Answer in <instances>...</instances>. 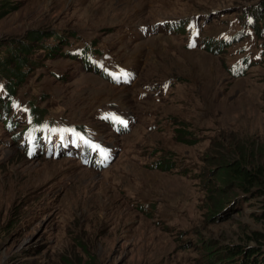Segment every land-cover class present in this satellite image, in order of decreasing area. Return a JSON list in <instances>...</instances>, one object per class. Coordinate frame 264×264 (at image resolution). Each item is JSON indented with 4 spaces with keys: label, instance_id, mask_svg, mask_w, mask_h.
I'll list each match as a JSON object with an SVG mask.
<instances>
[{
    "label": "rangeland",
    "instance_id": "1",
    "mask_svg": "<svg viewBox=\"0 0 264 264\" xmlns=\"http://www.w3.org/2000/svg\"><path fill=\"white\" fill-rule=\"evenodd\" d=\"M262 2L0 0V44H20L22 57L36 64L18 89L21 101L37 102L47 116L65 110L100 131L93 114L106 103L135 116L121 136L100 134L117 148L100 169L65 157L28 159L17 142L4 146L9 138L0 124V264L253 262L249 251L264 247V192L231 195L221 166L234 164L240 151L255 167L264 160V64L232 78L222 56L186 49L183 35L156 30L137 36V27L201 13L228 31L233 12L214 11ZM39 33L48 36V53L35 45ZM86 43L107 45L123 65H134L132 84H111L68 55ZM168 79L167 92L155 94ZM59 160L66 167L44 182L46 188L7 193L17 174L32 179L45 163ZM154 160L158 165L149 167ZM218 192L228 200L212 212ZM140 201L150 210L139 211ZM254 234L260 242H253Z\"/></svg>",
    "mask_w": 264,
    "mask_h": 264
},
{
    "label": "trees",
    "instance_id": "2",
    "mask_svg": "<svg viewBox=\"0 0 264 264\" xmlns=\"http://www.w3.org/2000/svg\"><path fill=\"white\" fill-rule=\"evenodd\" d=\"M260 20L261 24L264 25V11L260 17ZM36 37L37 40L35 45L36 47L38 46L37 48H39V43L43 36H41L39 33L36 35ZM6 41V45H2V43L0 44V50L3 47H7L5 56L0 59V79H5L7 81L10 93L16 94L17 88L22 83V79L24 78V76L21 74L23 67L27 63H30L28 65L36 64L33 61H30L29 58L22 57L21 52H24V49L20 44H13L8 40ZM59 53L62 54L61 52ZM183 132L186 133L185 131ZM243 148L244 147L238 145V149ZM240 152L241 158L238 159L234 164L227 163L226 165L221 166L223 175H226L224 180L228 178V184L232 185L234 188V193L231 195H234L235 193H244L248 194L250 197L255 189H260L264 192V160L255 167L250 163L248 155H246L244 151ZM218 179L219 182L224 183L222 178L219 177ZM210 193L213 194V192ZM214 194L215 198L211 201V204L208 207L212 212H214L217 208L222 209L224 203L228 200L227 195H223L220 192ZM262 195L264 196V193ZM262 213H264V209ZM259 237V235L254 234L251 239H255L256 241L253 242L258 243L260 242L258 239ZM232 251L233 250L231 249L228 250V254H231ZM249 252L250 256H254V261L247 264H264V247L258 249L253 248Z\"/></svg>",
    "mask_w": 264,
    "mask_h": 264
},
{
    "label": "bare ground",
    "instance_id": "3",
    "mask_svg": "<svg viewBox=\"0 0 264 264\" xmlns=\"http://www.w3.org/2000/svg\"><path fill=\"white\" fill-rule=\"evenodd\" d=\"M132 122L133 119L129 118ZM129 121V122H131ZM51 162V161H48ZM45 163L43 167L40 168V172L39 175L32 178V179H28L26 175L23 174H17L18 177L16 179V181L14 183H12L9 188L7 193H9L10 191H16V192H23L26 189L30 188V187H34V188H46L44 186V182L46 180H48L50 177L55 176L56 173L62 171L65 167H66V162L65 161H54L50 164ZM17 172H15L16 174ZM86 177V175H84ZM83 177V176H82ZM27 180L26 182H24V180Z\"/></svg>",
    "mask_w": 264,
    "mask_h": 264
},
{
    "label": "snow or ice",
    "instance_id": "4",
    "mask_svg": "<svg viewBox=\"0 0 264 264\" xmlns=\"http://www.w3.org/2000/svg\"><path fill=\"white\" fill-rule=\"evenodd\" d=\"M191 46V45H190ZM114 119H119V118H114ZM119 122L121 124H125L126 122L123 120H119ZM55 131V130H54ZM90 147L92 148V150L94 151H98V153L100 154L102 160L107 159V150L103 149L102 146L97 145V144H92L90 143Z\"/></svg>",
    "mask_w": 264,
    "mask_h": 264
},
{
    "label": "clouds",
    "instance_id": "5",
    "mask_svg": "<svg viewBox=\"0 0 264 264\" xmlns=\"http://www.w3.org/2000/svg\"><path fill=\"white\" fill-rule=\"evenodd\" d=\"M242 195H243V196H246V195H248V194H244V193H242ZM225 211H226V210H225ZM230 249L233 250L232 247H231ZM230 249H228V250H230ZM252 249H253V248H252ZM252 249H251V250H252ZM255 249H256V248H255ZM251 250H250V251H251ZM244 253H245V252H244ZM253 257H254V256H253Z\"/></svg>",
    "mask_w": 264,
    "mask_h": 264
}]
</instances>
